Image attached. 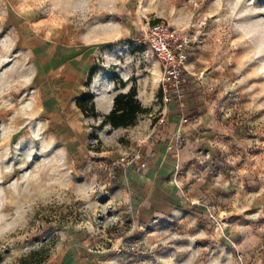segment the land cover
Listing matches in <instances>:
<instances>
[{"label":"rangeland","instance_id":"374dc122","mask_svg":"<svg viewBox=\"0 0 264 264\" xmlns=\"http://www.w3.org/2000/svg\"><path fill=\"white\" fill-rule=\"evenodd\" d=\"M155 21L194 40L179 93L199 91L217 129L175 206L148 217L127 170L176 94L145 43ZM120 80L149 112L100 127ZM33 250L41 264H264V0H0V264Z\"/></svg>","mask_w":264,"mask_h":264},{"label":"crops","instance_id":"0c3cea01","mask_svg":"<svg viewBox=\"0 0 264 264\" xmlns=\"http://www.w3.org/2000/svg\"><path fill=\"white\" fill-rule=\"evenodd\" d=\"M117 73L120 72L117 70ZM188 73L186 72L183 81L187 79ZM124 88L123 91H128L130 86L126 85ZM137 96L141 99L140 86L137 87ZM99 99L107 106H111V101L113 105L112 94H102ZM209 108L206 98L199 91L188 89L185 97L180 100L173 97L167 118L161 117L143 135L142 147L146 150L145 153L142 151L143 165L137 173L134 168L138 169L140 162H135L130 165L132 168L129 167L126 175L134 211L152 217L175 206L177 179H182V183L186 181L185 177H189L186 168L191 166L197 155V147L216 136L217 122ZM167 109L166 106L165 110ZM109 110L110 108L107 111ZM182 118L185 120L182 121ZM131 126H136V123ZM180 128L184 139L181 147L175 151L171 146L176 143L175 134ZM181 168L184 173H179Z\"/></svg>","mask_w":264,"mask_h":264},{"label":"built area","instance_id":"2783aa9c","mask_svg":"<svg viewBox=\"0 0 264 264\" xmlns=\"http://www.w3.org/2000/svg\"><path fill=\"white\" fill-rule=\"evenodd\" d=\"M144 39L149 51L161 65L163 92L167 93L168 90H171L174 94L176 93L175 97L180 100L182 95L179 92L183 91L182 82L187 70L186 62L194 40L188 33L163 21L151 23ZM184 120L182 118V121ZM183 139L184 136L180 128L175 134L176 143L171 148L177 151L181 147ZM121 159L125 160V157ZM142 159L143 155L138 151L133 154L130 163L140 162L139 170L140 166L143 165Z\"/></svg>","mask_w":264,"mask_h":264},{"label":"trees","instance_id":"16d2710c","mask_svg":"<svg viewBox=\"0 0 264 264\" xmlns=\"http://www.w3.org/2000/svg\"><path fill=\"white\" fill-rule=\"evenodd\" d=\"M93 73L94 69L91 70V75ZM114 77L116 79L119 76L117 73H115ZM88 82L90 83V80H88ZM119 83L121 87H125L127 84L123 80H120ZM84 100L91 101V115H98L93 102V94L85 92L76 101L77 105L86 113ZM148 112L149 108L142 106L137 96V88L135 85H133L128 91L119 92L113 97L112 108L107 114L104 115L99 126L103 127L109 124L113 128L128 127L134 125L140 115L146 114ZM38 254H40V250H33L29 253V255H26L20 259V264H41L46 259V255L40 254L39 256Z\"/></svg>","mask_w":264,"mask_h":264}]
</instances>
